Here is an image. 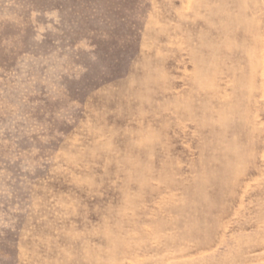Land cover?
Wrapping results in <instances>:
<instances>
[{
    "label": "rangeland",
    "instance_id": "374dc122",
    "mask_svg": "<svg viewBox=\"0 0 264 264\" xmlns=\"http://www.w3.org/2000/svg\"><path fill=\"white\" fill-rule=\"evenodd\" d=\"M0 264H264V0H0Z\"/></svg>",
    "mask_w": 264,
    "mask_h": 264
}]
</instances>
